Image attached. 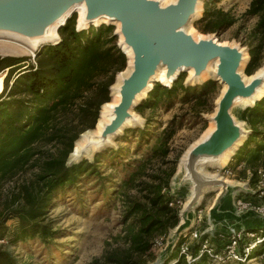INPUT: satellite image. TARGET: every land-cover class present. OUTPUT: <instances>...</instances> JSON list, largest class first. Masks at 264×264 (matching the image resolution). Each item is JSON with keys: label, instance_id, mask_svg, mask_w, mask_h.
Masks as SVG:
<instances>
[{"label": "rangeland", "instance_id": "rangeland-1", "mask_svg": "<svg viewBox=\"0 0 264 264\" xmlns=\"http://www.w3.org/2000/svg\"><path fill=\"white\" fill-rule=\"evenodd\" d=\"M205 9L211 15L210 21H217L222 13L232 20L231 24L219 26L213 33H202L206 22L201 24L200 20ZM77 16L73 15L61 28L64 30L60 29L56 45L44 46L35 55L0 56L28 59L23 71L15 68L9 76L2 97L12 104L0 116V148L3 139L6 145L0 149V249L8 251L17 264H188L179 255L180 241L171 250L178 225H174V215L179 223V212L189 193V188L175 186V175L183 154L211 128L208 117L213 114L223 87L210 78L195 85L186 84L188 75L182 73L173 88L199 87L207 82L214 83V88L206 101L181 104L177 98L167 107L168 89L155 83L134 109L140 126L123 130L112 147L93 158L70 164L71 153L65 159L64 154L75 127L86 117L90 124H96L105 100L114 101L111 88L116 76L128 68L127 57L118 46L119 37L114 35L117 28L90 27L83 32L86 38L98 34L100 43L95 49L104 55L95 56L91 70L78 77L80 48L71 40L72 32H77ZM190 32L197 37L213 35L221 43L239 44L247 54L248 62L242 69L246 78L264 66V0H202ZM116 50L122 54L120 57L114 56ZM64 69L77 82L72 88L59 84ZM3 72L7 76L9 70ZM53 81L60 85L59 90L48 89ZM40 83L46 85V90L36 94L33 88ZM62 95H69L68 102L53 109ZM236 114L250 134L227 162L230 173L217 168H205L204 172L222 176L238 187L247 185L250 193L234 200L236 211L261 209L264 190L256 184L258 171L263 167L237 158V152L251 136V129L264 132V98L245 119L242 110L237 109L235 117ZM174 116H184L182 127L167 145H160L157 136ZM93 129L82 136L92 134ZM143 134L146 144L140 140ZM78 139L72 147L81 140ZM167 193L169 203L163 198ZM216 196H204L189 232H203L209 227L208 211ZM238 199L245 209L236 206ZM245 222L247 226L251 223ZM252 222L255 227L264 225L262 220ZM259 253L258 259L248 264H264V252Z\"/></svg>", "mask_w": 264, "mask_h": 264}, {"label": "water", "instance_id": "water-1", "mask_svg": "<svg viewBox=\"0 0 264 264\" xmlns=\"http://www.w3.org/2000/svg\"><path fill=\"white\" fill-rule=\"evenodd\" d=\"M198 2L199 0H176L174 3L161 6L158 0H0V31L15 33L26 38L42 37L54 23L62 19L77 5H84V22L88 23L87 28L78 29L76 27L77 32L95 27L92 22L100 17H106L110 21L120 24L119 32L116 31L114 35L122 36L123 40L121 42L119 38L118 46L126 57V51L123 46L131 50L132 71L122 80L119 87L120 101L113 108V119L101 131L99 137L101 144L108 137L117 134L126 120L130 118V110L133 109L134 111L140 101L146 96L137 104H134L137 97L148 88L151 78L160 67L165 68L166 79L173 77L182 68L192 69L194 77H199L207 69L209 63L217 60L216 78L212 82H219L221 85H225L226 91L222 94L218 103H215L216 111L212 117L214 130L188 153L187 167L194 172L200 160L217 159L238 142L242 136V130L231 115L233 103L237 98L253 96L264 82V75L255 77L248 84L243 81L238 70L246 51L239 44L235 42L221 43L213 35L195 39L185 31L188 24L193 22L192 18L196 14ZM72 15L73 11L58 29L63 28ZM100 26L102 25L97 27ZM178 77L173 80L170 87L161 86L170 89ZM186 84L195 85L197 83L186 81ZM254 105L246 107L244 110L252 108ZM208 118L210 121V116ZM236 118L239 121L237 114ZM244 125L247 128L245 123ZM122 131L116 136L121 134ZM247 132L246 138L250 134L248 128ZM74 153L75 145L70 154V164H78L83 161L80 157L72 156ZM226 167L227 165L217 170L221 172ZM218 175L221 176L220 174ZM198 181L200 182L199 179ZM242 185L245 187L237 188L233 199H230L228 193L231 192L227 190H224L217 197L216 204L214 203L213 207L208 211L207 222L209 227L204 231V235L214 236L219 234L230 236L240 231L251 232L256 228L255 223L252 221L262 220L264 222V214L256 210L236 211L235 198L241 194L250 193L247 185ZM174 191L178 192L176 189ZM201 203L193 210V223L191 224L188 221L187 225L181 227L171 250L174 249L181 237L189 233L193 228L195 212L199 210ZM181 211L179 212L180 222ZM245 221H250V225L237 228V230H228L233 224L240 225ZM180 222L174 229L178 228ZM219 227L225 230H218Z\"/></svg>", "mask_w": 264, "mask_h": 264}, {"label": "bare ground", "instance_id": "bare-ground-1", "mask_svg": "<svg viewBox=\"0 0 264 264\" xmlns=\"http://www.w3.org/2000/svg\"><path fill=\"white\" fill-rule=\"evenodd\" d=\"M161 6H166L171 3H174L176 0H158ZM201 0H199L197 5L196 14L193 16L192 21L199 16V13L201 11ZM73 11V15L77 14V22L76 27L78 29H84L88 27V23L84 22V15H85V7L84 5H77L70 12H68L62 19L54 23L49 29L48 32L42 36V37H36V38H26L23 36H20L15 33L11 32H5L0 31V56H26L28 54H34L38 49L41 47H44L46 45H56L60 41L59 37V26H62L64 24V20L70 15V13ZM72 15V16H73ZM72 18V17H71ZM70 18V19H71ZM113 25L117 28V32H119L120 24L118 22H112L106 17H100L97 18L92 22V25L97 27L99 25ZM192 23L188 24V26L185 28V31L192 35L195 39H201L203 37H197L192 32H190V26ZM120 41L122 42V36L120 35ZM123 49L126 51V55L128 57V63H127V70L123 74H118L116 77V83L112 87V96L114 97L113 103H107L103 105L104 107L100 113L99 120L97 122V125L95 127V130L92 134L84 135L79 137V140L75 145V153L72 154V156L80 157L82 160L90 159L96 156L98 152L104 150L107 147H112L114 144L113 138L120 133L124 128L126 127H135L139 126L141 124L140 119L134 114L133 109L130 110V118L126 120L122 128L117 132V134L110 136L107 138V140L101 144L100 140V134L102 129L105 125H107L112 119H113V108L119 103L120 101V95L118 93L119 87L122 83V80L126 78L130 72L132 71V53L131 50L123 46ZM36 54V53H35ZM34 54V55H35ZM33 55V56H34ZM247 54L244 53L243 61L240 65V68L238 70V73L241 74L243 81L248 84L250 83L255 77L263 76L264 75V66L260 68L254 75H252L249 78L244 77L242 74V69L244 65L247 62ZM217 60L212 61L208 64L207 69L199 76L194 77V72L192 69H186L182 68L176 72V74L171 77L170 79L165 78V68L160 67L155 75L151 78L148 88L140 94L136 102L134 104H137L141 99H143L147 93L150 91L151 88H153V85L155 83L162 84L163 86L170 87L173 80L178 77L182 73H187L188 75V81L189 83H199L202 82L206 78L215 79L216 78V69H217ZM223 90L219 96V98L216 101V104L218 103L220 97L222 94L226 91V86L222 85ZM264 97V82L263 84L256 90L253 96L249 98H237L232 106L231 115L234 118L236 124L241 128L242 130V136L238 140V142L229 150L224 152L219 158L217 159H202L198 162L194 172L190 171L187 167V156L190 150L198 143L202 142L204 139L208 137V135L214 130V123L212 121V117L214 116L215 110L213 114L210 116V123L211 128L206 131L201 138L195 142L182 156L177 172L175 175V186L180 189L183 187L189 188V193L186 197L185 204L183 206V210L181 211V222L178 228L174 230L173 234V240L172 243L175 244L178 232L181 230V227H184V225H187V222L190 221L192 224V215H194V208L198 206L204 199V196L210 192H216L217 196L214 201L217 202V197L224 191L227 190L228 195L230 196V199H233L236 193V189L239 188L238 186L232 184L231 182L225 181L221 177L208 175L204 172L205 168H224L229 161V159L234 155V152L242 145L244 142L246 136H247V128L245 127L244 123L239 122L235 117V111L237 109L244 110L246 107H251L254 105L259 99H262ZM200 180V182L198 181ZM225 188V189H224ZM213 203V205H214ZM216 204V203H215ZM213 207V206H212ZM233 224L231 228L228 230H236L237 228L246 227V222L237 225Z\"/></svg>", "mask_w": 264, "mask_h": 264}, {"label": "trees", "instance_id": "trees-1", "mask_svg": "<svg viewBox=\"0 0 264 264\" xmlns=\"http://www.w3.org/2000/svg\"><path fill=\"white\" fill-rule=\"evenodd\" d=\"M219 14H220L219 15L220 18L217 21L213 22V21H210L211 15L209 14L208 10L207 9L204 10L203 17L200 20L201 24L206 22L203 25V27H201L202 33H204V34L213 33L217 27L231 24L232 20L230 21L227 18V14H222V13H219ZM66 25L64 26V28L66 27ZM61 30H64V29H61ZM59 32H60V30H59ZM59 32H58V34H59ZM71 40L74 44H76L80 48V54L78 57L79 68H78L77 74H78V77H83L93 67L94 57L96 56V58H98V57L104 55V54L100 55L103 52H98L95 49L96 45H98L100 43L99 42L100 39H98V34H96V33L91 34L89 37L86 38V33L81 31V32H72ZM61 43H63V41ZM56 49H58V48H56ZM105 52L106 51H104V53ZM121 55L122 54L118 50H116L114 52V56L120 57ZM27 61H28V59H23V58H21V59L8 58V57L0 58V116L2 115L3 111L10 108V105L12 104V102L10 100L5 101L2 98L4 93L6 92V90L8 88L7 82L9 80V76L12 75L15 68H17L16 71H20V72L23 71L22 69L26 68L28 66V64H26ZM5 69L9 70L7 76L5 75V72H3ZM66 72L67 71H65V69L62 71V74L60 75V83L59 84L65 85L66 88H72L77 82L73 76H71L70 74H68ZM5 76H6V79H5ZM59 84H57V82H54V81L50 82L51 86H49L48 89L59 90V88H58L60 86ZM111 84H112V81L110 83H108V85L105 89V93H108V87ZM213 84L214 83H212V82H207L204 85L199 86V87L198 86H195V87L181 86V87H179V89H175L172 86L170 89L167 90V93L169 96H168V99H166V101H165V106L168 107L170 105V103H172V101L177 99V98H179L181 104H188L191 101H195V102L200 101V100L206 101V100H208L210 90L212 88H214ZM44 85L45 84H42V83H40L39 85H36L33 88L34 92L36 94H39L38 92L40 90H43V89L46 90L44 88V87H46V85L45 86ZM69 98H70L69 95L60 96L59 99L54 102V105H53L54 108L53 109H55L57 107V105L68 102L67 99H69ZM108 101H109V99L107 98L105 100V104H107ZM260 102H261V100L259 102H257L252 108H248V109L244 110L243 114H242V119H245L247 113H249L250 111H253L257 107V104ZM161 104H163V103H161ZM183 122H184V116H174L168 122L167 127L161 132V134H159L157 136V137H159V140H160L159 144L163 145V146L167 145L169 143V141L174 137L176 132L182 127ZM89 124H90V120L88 119V117H86V121H84L83 123H80L79 126L75 127L74 131L72 132L73 135H71L69 137L68 143L70 142L71 144H73V142L78 139V136L80 134L82 135L88 129H93L95 127V123L90 124V125ZM78 127H80V128H78ZM251 131H252L251 136L249 137V139L245 142V144L237 152V154H238L237 158L244 159L245 162L248 164L259 163L260 166L263 167V171H264V132L260 133V132L255 131L254 129H251ZM258 138H261L260 141H257ZM140 140L143 144H146V142H144L146 140L144 137V134L142 136H140ZM71 144L69 147L67 146V148H66V151L64 154V159L72 152L73 147ZM251 145H254V147L252 149H250ZM4 146H6V145H5V142L3 139L1 142V148L3 149ZM169 178L167 179V181L165 182V185H164V188L166 190H169V187H168ZM255 182L256 181H254V179H253L251 184H253ZM158 189L160 190V187ZM163 198L166 201V203H169L170 198H169L168 193H167V195H164ZM165 208H168V206L166 205ZM174 218H175V224L174 225L176 226L178 224V219H176L177 218L176 215H174ZM263 227H264V225H263ZM263 227L262 226L256 227L251 232L257 233ZM1 236H2V231H0V237ZM260 250H262L264 252V246L263 245L254 249L250 254V258L251 259L252 258L258 259V257L260 256V253H259ZM196 251H197V244L192 247V252L196 253ZM0 264H17V263L8 251H4V250L0 249ZM176 264H182V263L180 261H177ZM193 264H215V263H213L207 257L202 256L198 261H196ZM223 264H226V263H223ZM229 264H248V263H229Z\"/></svg>", "mask_w": 264, "mask_h": 264}, {"label": "built area", "instance_id": "built-area-1", "mask_svg": "<svg viewBox=\"0 0 264 264\" xmlns=\"http://www.w3.org/2000/svg\"><path fill=\"white\" fill-rule=\"evenodd\" d=\"M224 173H230L227 166ZM262 185L264 190V171H258V181L256 186ZM236 206L245 209L241 200L238 199ZM264 214V207L255 209ZM263 227V226H262ZM197 244L196 253L192 252V247ZM264 246V227L256 232L240 231L230 236L223 235H204L198 229L183 235L179 243V255L185 259L188 264H193L202 256L207 257L215 264L223 263H249L256 259H251V252L259 246Z\"/></svg>", "mask_w": 264, "mask_h": 264}]
</instances>
